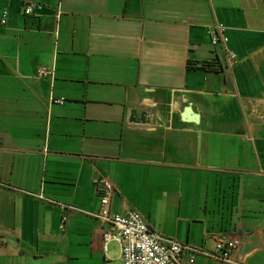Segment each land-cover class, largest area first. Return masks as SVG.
Returning <instances> with one entry per match:
<instances>
[{"label":"crops","instance_id":"1","mask_svg":"<svg viewBox=\"0 0 264 264\" xmlns=\"http://www.w3.org/2000/svg\"><path fill=\"white\" fill-rule=\"evenodd\" d=\"M98 174L111 212L264 264V0H0V264H122Z\"/></svg>","mask_w":264,"mask_h":264},{"label":"built area","instance_id":"2","mask_svg":"<svg viewBox=\"0 0 264 264\" xmlns=\"http://www.w3.org/2000/svg\"><path fill=\"white\" fill-rule=\"evenodd\" d=\"M38 6L27 3L23 8L26 16L34 15ZM6 13L2 16L1 23L4 24ZM226 39L214 33L212 45L225 42ZM231 59L233 54L229 55ZM45 68L38 71L39 76L49 74ZM63 104L64 100H56ZM93 182L97 186L100 195V209L89 215L98 222L102 231L104 244L116 242L120 247V260L122 264H196L198 256H203L224 264H237L232 261V254L241 246L238 238L222 237L213 251L181 242L168 237L150 227L145 218L138 212L128 214H117L110 211V196L114 187L108 178L97 175ZM65 219L63 221V225Z\"/></svg>","mask_w":264,"mask_h":264},{"label":"water","instance_id":"3","mask_svg":"<svg viewBox=\"0 0 264 264\" xmlns=\"http://www.w3.org/2000/svg\"><path fill=\"white\" fill-rule=\"evenodd\" d=\"M183 114L186 120H189L191 122H197L198 116L193 114V111L190 106L185 108ZM128 122L135 124L154 125L156 123V119L148 111L131 109L129 111Z\"/></svg>","mask_w":264,"mask_h":264}]
</instances>
